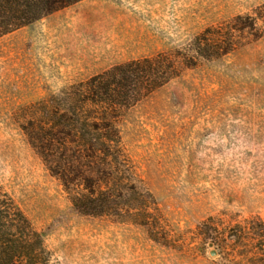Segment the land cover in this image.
<instances>
[{
	"label": "rangeland",
	"instance_id": "1",
	"mask_svg": "<svg viewBox=\"0 0 264 264\" xmlns=\"http://www.w3.org/2000/svg\"><path fill=\"white\" fill-rule=\"evenodd\" d=\"M257 14L259 37L234 32V51L196 55L205 30ZM263 19L264 0H82L0 37V188L51 264H222L202 222L264 224ZM158 54L193 66L114 113L119 151L107 163L75 162L71 180L124 197L121 217L84 215L32 146L35 130L53 107L79 105L71 88Z\"/></svg>",
	"mask_w": 264,
	"mask_h": 264
},
{
	"label": "trees",
	"instance_id": "2",
	"mask_svg": "<svg viewBox=\"0 0 264 264\" xmlns=\"http://www.w3.org/2000/svg\"><path fill=\"white\" fill-rule=\"evenodd\" d=\"M80 1L0 0V37ZM261 18L258 14L236 17L225 27L205 30L194 39L196 55L214 60L234 51V32L259 37L262 32L256 22ZM193 58L188 54H158L112 67L71 88L66 95L77 99L79 105H70L63 112L53 107L47 126L36 128L32 146L47 170L59 179L76 211L84 215L122 216L119 207L124 200L122 187L71 180L73 170H79L75 162L80 166L83 158L91 159L89 167L97 159L118 152L119 141L112 122L114 113L134 106L178 78L184 69L193 66ZM125 189L128 192V186ZM198 230L208 243L218 247V256L224 255L222 264H264V224L258 218L221 229L210 218ZM50 262L42 234L0 188V264Z\"/></svg>",
	"mask_w": 264,
	"mask_h": 264
},
{
	"label": "water",
	"instance_id": "3",
	"mask_svg": "<svg viewBox=\"0 0 264 264\" xmlns=\"http://www.w3.org/2000/svg\"><path fill=\"white\" fill-rule=\"evenodd\" d=\"M215 254H216L215 251H211V252H210V255H211V256H214Z\"/></svg>",
	"mask_w": 264,
	"mask_h": 264
}]
</instances>
